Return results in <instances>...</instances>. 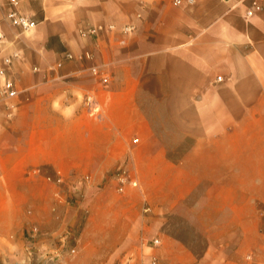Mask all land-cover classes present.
I'll return each mask as SVG.
<instances>
[{"label": "crops", "instance_id": "crops-1", "mask_svg": "<svg viewBox=\"0 0 264 264\" xmlns=\"http://www.w3.org/2000/svg\"><path fill=\"white\" fill-rule=\"evenodd\" d=\"M11 7L0 0V85L19 91L0 93V264H264V10L19 0L25 30Z\"/></svg>", "mask_w": 264, "mask_h": 264}, {"label": "built area", "instance_id": "built-area-1", "mask_svg": "<svg viewBox=\"0 0 264 264\" xmlns=\"http://www.w3.org/2000/svg\"><path fill=\"white\" fill-rule=\"evenodd\" d=\"M12 7L8 11L7 15L11 22L15 25H18L22 27L25 30H28L32 28L35 24L36 21L29 17L28 15L23 14L20 12L18 5H19V0H9ZM180 2L181 0H177ZM237 4L244 6V16L249 19L256 15L257 13L261 12L264 10V0H237ZM110 28H114V25H110ZM98 28L102 27H90L88 29V32L90 34H95L98 31ZM133 30L132 25H125L122 28V31L125 33L131 32ZM2 35V32L0 31V36ZM68 57H72V54L68 53ZM86 56L91 57V53H86ZM9 61V59H7ZM92 71L96 74L101 75V80L103 83H108L110 75L107 74V72H102L99 67L93 66ZM18 88H16V85L14 81L11 78H5L3 83L0 85V93L4 95H9V96H14L18 94ZM84 105L90 115H96L100 116L101 115V105L96 98V96L93 93H87L84 97ZM118 177L121 182V184L127 182L129 179L128 177V170L121 167L118 170ZM62 179V178H61ZM60 179V180H61ZM63 180V179H62ZM61 180V181H62ZM134 185H137L136 181H133ZM118 189L121 191L123 190V185H120ZM32 233H38L39 229L38 227L34 226L32 229ZM153 244H159L160 239L154 238L152 240ZM152 264H158V261L156 259H153Z\"/></svg>", "mask_w": 264, "mask_h": 264}]
</instances>
